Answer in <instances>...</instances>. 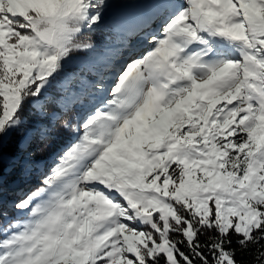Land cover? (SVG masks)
Wrapping results in <instances>:
<instances>
[{
  "label": "snow or ice",
  "instance_id": "1",
  "mask_svg": "<svg viewBox=\"0 0 264 264\" xmlns=\"http://www.w3.org/2000/svg\"><path fill=\"white\" fill-rule=\"evenodd\" d=\"M105 29L72 117L54 93ZM10 176L40 185L5 207ZM10 210L0 264H264V0H0Z\"/></svg>",
  "mask_w": 264,
  "mask_h": 264
},
{
  "label": "rangeland",
  "instance_id": "2",
  "mask_svg": "<svg viewBox=\"0 0 264 264\" xmlns=\"http://www.w3.org/2000/svg\"><path fill=\"white\" fill-rule=\"evenodd\" d=\"M141 3L146 5L150 3V0H141ZM134 11L135 10L111 9L108 13V17L111 19L123 15L131 16ZM122 36L123 33L119 31L103 30L92 37V42L96 46L94 52L88 54L79 53L68 64L67 76L70 79L67 82L62 80L59 83L60 86L58 90L62 93L59 100H57L61 106H67L73 109L71 112L73 115L72 117H75L76 113H82L84 111L80 101L87 99L90 92V90H87L88 87L90 88L95 78L103 72L100 66L96 68L95 65L106 64V61L116 54V50L121 49ZM8 178L10 180H6L3 193V204L7 206L13 202V199H10L13 194H17V198L19 199L26 188H28L27 194L29 190H34L40 185V181L35 179L25 182L19 180L16 176H10ZM7 220L8 217L3 218L4 223L7 222Z\"/></svg>",
  "mask_w": 264,
  "mask_h": 264
},
{
  "label": "trees",
  "instance_id": "3",
  "mask_svg": "<svg viewBox=\"0 0 264 264\" xmlns=\"http://www.w3.org/2000/svg\"><path fill=\"white\" fill-rule=\"evenodd\" d=\"M59 84L57 85V89H56V92L54 93V95L56 96V98L59 100V98H60V95H61V91L60 90H58V88H59ZM84 100V99H83ZM85 102H86V100H85ZM69 115L70 116H73L72 115V113L70 112L69 113ZM15 151V146L14 145H10L7 149H6V153L7 154H12L13 152ZM42 158H46V155L44 156V157H42ZM7 181L8 180H10L9 178H7L6 179ZM33 189H31V190H29V192H31ZM26 192H28V188H26L24 191H23V193H22V195L23 194H26ZM10 199H13V201H16V200H18V198H17V194H13L11 197H10ZM5 207H7V205H4ZM19 215V213H17L16 211H13V210H10L9 212H8V219H11V218H16L17 216ZM8 221V220H7ZM0 222H2V223H4L3 222V218H0ZM7 222H5L4 224H6Z\"/></svg>",
  "mask_w": 264,
  "mask_h": 264
}]
</instances>
